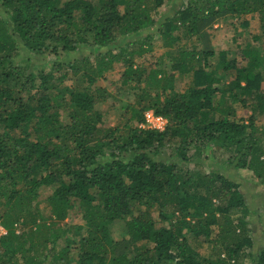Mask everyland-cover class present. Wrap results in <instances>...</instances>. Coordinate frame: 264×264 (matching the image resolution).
<instances>
[{"label": "trees", "instance_id": "trees-1", "mask_svg": "<svg viewBox=\"0 0 264 264\" xmlns=\"http://www.w3.org/2000/svg\"><path fill=\"white\" fill-rule=\"evenodd\" d=\"M170 1L0 0V264H264L239 182L154 159L218 146L264 184V40L216 49L206 33L257 15L264 38V0H180L164 17ZM152 42L164 53L148 72L136 58ZM178 76H191L183 91ZM112 108L121 124L108 128ZM148 112L167 128L140 127Z\"/></svg>", "mask_w": 264, "mask_h": 264}, {"label": "rangeland", "instance_id": "rangeland-1", "mask_svg": "<svg viewBox=\"0 0 264 264\" xmlns=\"http://www.w3.org/2000/svg\"><path fill=\"white\" fill-rule=\"evenodd\" d=\"M172 1V2H171ZM168 4H166L162 10L161 14L164 17H172L174 15L173 10V4L179 5L180 0H171ZM247 19L250 21V27L247 30L239 29V23H236L235 20H232L230 18H225V20H219L215 22L211 28L207 29V37L209 39V46H213L216 49L225 48L228 46L229 43L233 44V37L237 35V33H245L244 35H252L256 37H260V40L258 41V44L262 46V41L264 38L261 36V30H260V22L258 19V16H247ZM182 44H187L186 40L182 42ZM208 44L207 42L205 45ZM152 45H154L155 50L152 51L149 54H145L142 58L137 57V63L142 64V66L150 72L153 69H156V63L158 65L157 59L160 57L164 50L161 49V46L163 45L162 42H152ZM202 48V46H201ZM200 48V49H201ZM52 57H35L33 59L32 65L36 67L37 69H40L42 67H49V61L52 60ZM162 69H165V64L161 67ZM122 71L121 69H117V71L114 73L116 79V85L111 89V95L118 100L121 99V93L122 91H125L126 88H121L120 83L118 82V73ZM227 76V75H226ZM227 83L231 82L233 77L227 76L224 78ZM191 81V76L186 77H180L176 78L175 85L178 89L177 91H183L186 88H188V85ZM70 82H67L69 84ZM134 103H140V100L135 98L132 100ZM144 105V104H143ZM109 105H104V111L107 110ZM238 117H246L251 112L246 111L238 107ZM121 112H116L114 108H112L105 119V125L108 128L111 127H118L121 124ZM257 127H259L260 131L264 133V117L258 118L256 124ZM175 146H172L164 153H161L157 156H154L155 160H160L164 162H178L182 164L183 167H189L192 170L198 171L201 170L203 172H211L215 171L218 173H221L227 177H231L235 181L239 182L241 185V191L244 193L245 198L247 200V205L250 209V217L247 218V220L250 221V228L252 229V238L255 242V249L259 250L260 248L264 247V184H261L256 177L253 175L251 171H232L231 167L227 165V158L229 157L228 154H225V152H222V150H219L218 146H215L211 150H202L201 153L195 151L192 149L191 154L192 160L190 162H183L179 160L177 155L175 154L174 148ZM198 153V154H197ZM51 190H47L45 193L42 194V197L39 198L37 206L41 210H46L48 207V203L46 201V198L49 194H51ZM258 204L259 202H261ZM66 223L69 224H81L82 220L79 216L74 214L72 217H70ZM5 232V231H4ZM0 232V237H1ZM4 235V234H3ZM200 252L203 256H208L211 253V249L207 247H201ZM244 264H249V261H245Z\"/></svg>", "mask_w": 264, "mask_h": 264}, {"label": "built area", "instance_id": "built-area-1", "mask_svg": "<svg viewBox=\"0 0 264 264\" xmlns=\"http://www.w3.org/2000/svg\"><path fill=\"white\" fill-rule=\"evenodd\" d=\"M168 122L160 115H156L154 112H148L145 114V121L140 127L146 129H156L163 131L167 128ZM1 234H5L4 229L0 228ZM1 235V236H2Z\"/></svg>", "mask_w": 264, "mask_h": 264}]
</instances>
